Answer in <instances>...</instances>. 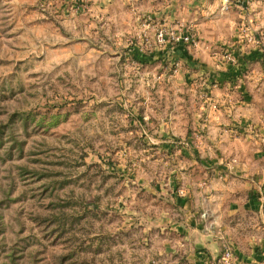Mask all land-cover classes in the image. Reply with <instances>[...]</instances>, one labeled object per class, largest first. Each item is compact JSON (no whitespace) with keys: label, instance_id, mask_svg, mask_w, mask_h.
I'll return each instance as SVG.
<instances>
[{"label":"rangeland","instance_id":"rangeland-1","mask_svg":"<svg viewBox=\"0 0 264 264\" xmlns=\"http://www.w3.org/2000/svg\"><path fill=\"white\" fill-rule=\"evenodd\" d=\"M229 1L0 0V264H198L223 231L251 248L264 0Z\"/></svg>","mask_w":264,"mask_h":264},{"label":"crops","instance_id":"crops-1","mask_svg":"<svg viewBox=\"0 0 264 264\" xmlns=\"http://www.w3.org/2000/svg\"><path fill=\"white\" fill-rule=\"evenodd\" d=\"M255 197L256 194L253 193L247 203H245V201L243 204L240 202L237 210L239 211L242 209H253L256 203ZM236 202L237 201H234V203H232L233 208H237ZM251 225L253 226V230L250 233L254 235V237L251 239L252 249L250 248L249 250H247L246 245H243V243L236 239L238 236L236 237L235 235H229L228 231H223L221 234V238L220 236L207 237V235L202 233L198 234L196 240L201 241L202 246L206 247L207 251L200 252L197 254V256L194 252H192L189 254V256L194 258L195 261L198 262V264H219L222 251L224 249L222 248V246L224 245L223 239L226 237L227 240H232L233 251L235 253L236 258L241 262V264H264V224L255 221L251 222ZM219 228L220 230L224 229L222 223Z\"/></svg>","mask_w":264,"mask_h":264},{"label":"built area","instance_id":"built-area-1","mask_svg":"<svg viewBox=\"0 0 264 264\" xmlns=\"http://www.w3.org/2000/svg\"><path fill=\"white\" fill-rule=\"evenodd\" d=\"M230 1L229 0H225L223 3V7L224 9H229L230 8ZM168 32L165 31L164 29H160L158 31V38L160 41L164 42L166 41ZM174 38L178 39V40H184L187 41L188 43H195L197 44V41L194 39V37L192 35H184L183 38L178 37L176 35H173ZM219 264H241V262L236 258L235 253L233 251L232 247L226 246L224 247L223 251H222V255L219 261Z\"/></svg>","mask_w":264,"mask_h":264}]
</instances>
